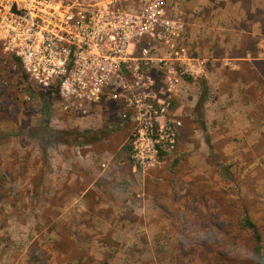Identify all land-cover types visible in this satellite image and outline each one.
I'll return each instance as SVG.
<instances>
[{
    "label": "rangeland",
    "instance_id": "1",
    "mask_svg": "<svg viewBox=\"0 0 264 264\" xmlns=\"http://www.w3.org/2000/svg\"><path fill=\"white\" fill-rule=\"evenodd\" d=\"M203 1L216 26L260 23L252 61H207L182 83L176 150L148 170L128 161L126 130L91 131L23 100L0 52V264H258L245 213L264 258V0ZM195 3L180 0L188 24Z\"/></svg>",
    "mask_w": 264,
    "mask_h": 264
},
{
    "label": "built area",
    "instance_id": "2",
    "mask_svg": "<svg viewBox=\"0 0 264 264\" xmlns=\"http://www.w3.org/2000/svg\"><path fill=\"white\" fill-rule=\"evenodd\" d=\"M180 0H0V52L23 100L86 129H127L134 168L162 164L182 119L173 101L207 59L187 45ZM7 85V80H4Z\"/></svg>",
    "mask_w": 264,
    "mask_h": 264
},
{
    "label": "crops",
    "instance_id": "3",
    "mask_svg": "<svg viewBox=\"0 0 264 264\" xmlns=\"http://www.w3.org/2000/svg\"><path fill=\"white\" fill-rule=\"evenodd\" d=\"M196 1L197 3H195L193 9L194 13L189 14L191 20H193L188 24V38L186 40L188 47L193 52L203 56L205 59H207V61L212 62L213 64L220 63V66L225 65L224 63H229L237 69V67H239V64L243 63L244 61H252V57L247 52L248 49L246 47V41L250 37H255L257 34H259L260 36V33L257 32V30H260V23H256L255 25H253L252 29L250 30L246 28L234 29L232 27L230 29L224 28L222 26H216V24H218L219 22L216 19L213 20L215 17H213L211 14L208 16H204V14L201 13L203 7L202 5H204V3L206 2L203 0ZM237 18L238 22L240 23V21H242L245 17L240 14L239 16H237ZM246 23L247 22H245V24ZM231 50L246 52L241 55H231L228 53ZM219 51L225 52V54L223 56L216 55V52ZM255 60L259 59L255 58ZM121 130H126V134L128 133L127 129Z\"/></svg>",
    "mask_w": 264,
    "mask_h": 264
},
{
    "label": "trees",
    "instance_id": "4",
    "mask_svg": "<svg viewBox=\"0 0 264 264\" xmlns=\"http://www.w3.org/2000/svg\"><path fill=\"white\" fill-rule=\"evenodd\" d=\"M203 97L204 96L202 95L201 98H200V102L203 101ZM41 106H42L43 113H44L45 117H48L50 114H52V110H51L52 108H51L50 103L48 102V100H43ZM98 130H104L105 132L109 131V130H107L105 128L91 129V131H98ZM91 131H87V132H91ZM59 133L60 134H64L62 131H59ZM243 223L251 231V237H250V251H251V255L255 258V260L257 261L258 264H264V258H263V255H262V235H261L258 227L251 220V218L247 215V213L244 214Z\"/></svg>",
    "mask_w": 264,
    "mask_h": 264
}]
</instances>
